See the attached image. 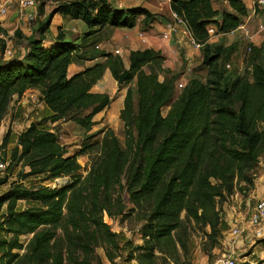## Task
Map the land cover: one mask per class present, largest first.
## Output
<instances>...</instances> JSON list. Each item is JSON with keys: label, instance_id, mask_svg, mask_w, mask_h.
I'll return each mask as SVG.
<instances>
[{"label": "trees", "instance_id": "trees-1", "mask_svg": "<svg viewBox=\"0 0 264 264\" xmlns=\"http://www.w3.org/2000/svg\"><path fill=\"white\" fill-rule=\"evenodd\" d=\"M226 1L229 10L214 8L212 0H170L171 11L184 20L190 36L202 46L201 63L207 73L203 80L189 79L166 114L162 108L172 99L176 75L158 79L160 72H169L161 66L160 51H130L124 85L135 77L136 97L128 87L120 110L124 148L108 128L100 141L84 142L68 153L56 132L44 127L45 122L67 119L89 131L94 115L115 99L91 91L92 85L106 68L115 80L124 70L118 54L105 53L103 61L68 76V66L80 58L75 53L78 46L61 32L46 45L45 32L55 13L81 20L87 36L105 25L131 27L139 15L147 24L153 14L143 6L116 8L109 0H42L39 13L46 3L53 7L36 30L30 36L14 31L25 41L26 51L22 57L0 62V124L13 96L20 97L29 88L39 91L50 113L18 134L8 157L9 170L27 168L18 172L20 179L44 176L30 186L12 181L0 194V207L5 206L0 228L10 235L0 238V264H103L97 248L111 263L120 245L103 215L121 213L117 195L121 187L131 204L127 213L135 211L144 218L142 243L129 250L128 259L137 264H176L192 228H208L205 235L214 245L223 225L219 205L235 189L247 195L254 184V167L264 153L261 47H252L245 73L224 82L222 61L234 46L209 43V26L217 34L228 33L248 14L246 0ZM5 33L0 23V35ZM0 49H4L1 38ZM9 135L10 130L2 137L1 147ZM94 147L98 154L82 176L77 157ZM64 176L70 181L61 186L42 184ZM6 181L0 178V184ZM19 200L36 204L18 209ZM26 234L31 237L23 246L18 237ZM258 264H264V258Z\"/></svg>", "mask_w": 264, "mask_h": 264}, {"label": "crops", "instance_id": "crops-1", "mask_svg": "<svg viewBox=\"0 0 264 264\" xmlns=\"http://www.w3.org/2000/svg\"><path fill=\"white\" fill-rule=\"evenodd\" d=\"M109 2L116 8L143 6L153 14V18L147 24H144L143 15H139L136 18L134 25L131 27H114L105 25L100 31L87 36L85 34V25L81 20L71 19L69 16H62L59 13H55L52 16L47 31L45 32L44 44L47 45L52 43L57 33L61 32L64 35L65 40L72 41L78 46L75 53L78 54L80 58L78 61L73 62L68 66V76L83 70L85 67L92 65L95 62L103 61V54H115V49L119 50L118 55L122 58L124 69H128L129 67L130 51L136 49L142 50L145 48L160 51L161 55L164 57L161 66L164 69H168L169 72H160L158 74V79L162 81L169 78L172 74L176 75L173 83V93H175V96L169 103H167V105L164 106L166 107V111L163 113L164 115L168 111L172 100H174L180 91L177 87L179 82L186 84L187 81L193 77H197L202 80L205 78L207 68L201 63L202 46H193L191 44V36L185 25L174 23L171 15L172 11L170 9V0H109ZM223 2L225 3L224 8L229 10L227 1L223 0ZM213 3L214 0H212V5L214 7ZM252 13L255 21L258 20L259 12L255 13L254 10H252ZM28 17L30 18L31 15H26L19 20L20 22H17L16 13L12 10L2 21H0L1 25L6 30L4 35H0V38L4 41V49H0V62L13 56L22 57L24 55L26 51L25 41L23 40L22 42L14 44L7 40V38L8 36H11L16 29H19L20 31L22 30L25 36H30L32 32H29L31 28L29 26L30 22ZM171 27H173V29H171ZM255 28L256 24L252 26V28L251 26L247 27L249 32L253 34L252 45L253 47H261V61H264V31L257 32ZM162 33H167L168 37H163ZM93 36H95V38H93ZM220 36L230 37V39L235 36V41L238 44H240V42L247 44V40L243 37L242 33H240L239 27L228 33H218L210 36L209 43L212 44V41H214V39H218ZM93 39H99L97 43L99 45L98 50L90 46ZM10 42L11 44H9ZM222 45L226 46L227 43ZM234 45L237 46V44ZM235 51L236 50H232L229 56L231 57ZM230 57L229 59L231 61ZM226 59L227 58H224V60ZM240 64L242 66V63ZM230 65L231 64L226 61V67L230 68ZM233 66H235V64ZM238 74L242 75L240 72ZM128 87L131 89L133 97L135 98V77L127 85H123L119 89L117 80L112 77L108 68L105 69L102 77L92 85L91 91L93 92L106 93L110 96H115V99L109 104V106L94 115L93 120L95 121V124L92 125L89 131H86L91 133L94 131V134L89 135L92 137L101 134L100 138L95 139L96 141H100L104 131L109 128L113 130L121 147V140L123 139L124 141L125 132L124 123L120 118V110L123 107V101ZM85 112L86 111H81L80 114ZM49 113V109L41 99V95L37 89L29 88L25 90L20 97L14 95L8 107L7 113L0 124V141L4 134L10 130L9 137L11 138L13 136L14 142H16L18 134L22 132L32 121L38 122L42 117L47 116ZM65 121L73 122L71 120L62 119L55 123H48L55 127L63 126L67 123ZM52 126L47 127V129L53 130ZM81 129L84 130L83 128ZM260 184L261 183H259V185ZM251 193L258 198H263L264 187L260 190V188L256 186L255 190ZM21 201L25 202V200H19L18 203ZM238 203L239 201H235L233 202V205L230 206L225 203V205L222 204V208L226 210L228 214L226 217L228 220L236 217L237 220L246 225V223L242 220L241 213L238 212ZM226 206L229 208L226 209ZM259 233L260 228H249L248 234H251V238L252 236L257 237L258 239L262 238Z\"/></svg>", "mask_w": 264, "mask_h": 264}, {"label": "rangeland", "instance_id": "rangeland-1", "mask_svg": "<svg viewBox=\"0 0 264 264\" xmlns=\"http://www.w3.org/2000/svg\"><path fill=\"white\" fill-rule=\"evenodd\" d=\"M41 1L42 0H35V9L32 11L30 10L31 17L30 18L28 17V19L30 22L29 26L31 29L29 30V32L31 31L33 33L36 30L38 22L44 20V17L48 14L50 8L53 7V4L46 3L44 5L43 13H39L38 6ZM245 3L248 9V14L247 16L242 17L241 24L243 25L246 24L244 25V27L246 28L248 26H251L252 28V26H254L258 21V20L255 21L252 13V10H254V5L253 2L250 0H246ZM213 4L214 7L218 8L219 10L225 7V3L223 2V0H214ZM3 19L4 18H0V21H2ZM17 20H18L17 22H20L19 17H17ZM241 32L242 29H240V33ZM21 35L25 36L22 30H21ZM93 38H95V36H93ZM235 39H236L235 36H233L231 39L230 37L220 36L218 37V39H214V41H212L213 45L225 44V43H227V45L233 44L234 46L233 51L236 50L231 57L230 56L224 57L227 59L226 60L223 59L222 61V65H224L223 68L225 70L224 82H227L228 79L234 77V75L238 74L239 72L242 74L245 73V62L246 60H248L252 52V51L247 52L246 44H244L243 42L242 43L240 42V44H238L235 41ZM7 40L16 44L18 42H22L23 38H21V36L14 35L13 33L11 36H8ZM98 41L99 39H93V41H91L90 43V46L95 48V45L98 43ZM11 42L9 44H11ZM234 44H237V46H235ZM229 57L231 58V61ZM226 61L227 63L231 64L230 68L226 67ZM240 63H242V66ZM232 64L233 65L235 64V66H233ZM123 85L124 83L121 84V86ZM174 96L175 93H173L172 98ZM165 111H166V107H163L162 113H164ZM43 125L45 128L52 126L48 122L44 123ZM52 128L53 130H55L59 142L65 146V149L67 150L68 153H73L76 150H78L84 142L86 143L95 142L96 141L95 139L100 138L101 136V134H98L94 137L89 136L91 134H94L95 132L94 131L92 133L86 132L82 130L74 122H67L63 126H55V127L52 126ZM15 144L16 142H14L13 136L11 138L10 137L8 138V143L6 144L5 147H1V141H0V162L4 163V167L0 168V178L5 177L7 180L3 184H0V194L8 188L10 182L12 181L16 180L21 182L23 185L30 186L39 183L44 176V175L30 176L25 179H20L18 172L20 170H23V172H25L27 168L21 169L20 166H14L10 170L7 168L9 162L8 157L11 149L14 147ZM121 147L122 148L125 147V141H123V139L121 140ZM97 154H98L97 147H94L89 151V153L79 155L77 157V160L81 165V169L79 170V173L82 176H85L87 174V171L91 164V159H94L97 156ZM254 175L255 178H254L253 187L250 188L246 196L242 195V193L238 189H235L234 193L230 195L226 199V201H224L219 205L222 211L221 219L223 220L222 221L223 225L221 227L219 236L214 242V245L211 246L212 241L209 238H207V236L205 235V232L208 231V228H205L203 230L192 228L191 230L188 231V235L185 238L186 249H184L183 251L179 249L180 259L176 264H216L223 254H227L230 252L231 242L232 245L234 246L233 255L236 259L237 264H258V262L264 258V230L260 229L259 234L260 236H262V238L258 239L257 237L252 236L250 241L247 243L244 241V238L249 232V227H247L245 224L240 223V225L244 228L242 235L237 238L232 237V235L230 234V228L233 218L236 217L230 218V220H228L226 217L228 214L226 210L222 208V204L225 205L226 203L230 206L233 205V202L239 201L238 212L241 213L243 222L247 223L248 214L245 211L246 199L250 197L251 205H252V203L255 201V199H258V197H256L251 192L255 190L256 186L260 188V190L263 189L264 187V153L261 155L258 163L254 167ZM69 181H70L69 176H64L61 178L44 180L42 184L50 187H55V186L57 187L66 184ZM124 182H125V177L123 176L121 179L122 186H124ZM259 183L261 184L259 185ZM117 195L119 196L118 198L122 206L121 213H116V214L113 213L110 215L104 213L103 216H104V220L110 224L112 231L117 234L120 250L117 252V256L114 258V260L111 263L104 256V251L102 248H97L96 252L101 256L103 264H137V262L134 259H128V256L130 249L142 243L141 227L144 224V218H142V216L139 214L137 215L135 211H131L127 213L129 211V208L131 207V204L128 201V196L124 188L122 187L119 188ZM31 204L34 205L36 203H32L30 201H27L25 203L24 201H21L20 203H17V208L20 209L22 207ZM227 208L229 207L226 206V209ZM4 212H5V206L3 205L2 207H0V222L4 218ZM9 236L10 235H8L5 231L1 230L0 228V238L9 237ZM30 237L31 234L20 235L18 237V240L24 246ZM0 256H1V252H0ZM157 264H162V263L157 262Z\"/></svg>", "mask_w": 264, "mask_h": 264}, {"label": "built area", "instance_id": "built-area-1", "mask_svg": "<svg viewBox=\"0 0 264 264\" xmlns=\"http://www.w3.org/2000/svg\"><path fill=\"white\" fill-rule=\"evenodd\" d=\"M254 8L258 9L257 12H259V19L256 23V31L262 32L264 31V0H252ZM35 9V0H0V18H4L7 16L12 10L15 11L17 14V17H19V20L23 18L24 16L30 15L31 11ZM31 10V11H30ZM255 12V9H254ZM256 13V12H255ZM173 21L175 24H183L185 25L184 20L175 12H171ZM186 27V25H185ZM240 29H242V35L247 40L246 44V51H251L253 45H252V36L249 32V30L244 27L243 24L238 26ZM173 29V27H171ZM187 29V28H186ZM188 31V30H187ZM208 33L209 36H213L217 33H215V28L213 26L208 27ZM162 36L167 38V33H162ZM191 44L195 47H200L201 45L196 43L194 39L191 37ZM95 48L98 49L99 45L96 44ZM115 54H119V50H114ZM184 83L179 82L177 84L178 89H182L184 87ZM4 167V163L0 162V168ZM246 207L245 211L248 214V219L246 226L249 228H260L264 230V197L255 199V201L251 205V198L248 197L246 199ZM240 221L236 218L232 220L231 228H230V234L232 237L237 238L242 235L244 228L240 225ZM242 224V223H241ZM233 238V239H234ZM233 245L232 242L230 244V252L227 254H223L222 257L218 260L216 264H237L236 259L233 255Z\"/></svg>", "mask_w": 264, "mask_h": 264}, {"label": "water", "instance_id": "water-1", "mask_svg": "<svg viewBox=\"0 0 264 264\" xmlns=\"http://www.w3.org/2000/svg\"><path fill=\"white\" fill-rule=\"evenodd\" d=\"M128 73H129L128 69H124V70L119 74V77H118V79H117V83H118V84H122V83H124V81H125V79H126ZM250 239H251V234H247V235L245 236V238H244V241L248 243V242L250 241Z\"/></svg>", "mask_w": 264, "mask_h": 264}]
</instances>
